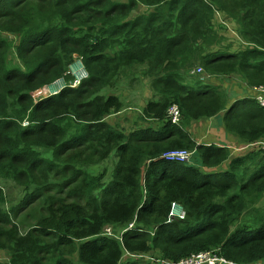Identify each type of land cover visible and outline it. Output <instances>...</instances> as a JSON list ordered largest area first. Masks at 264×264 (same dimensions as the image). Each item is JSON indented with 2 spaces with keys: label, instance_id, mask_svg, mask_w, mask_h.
Listing matches in <instances>:
<instances>
[{
  "label": "trees",
  "instance_id": "obj_1",
  "mask_svg": "<svg viewBox=\"0 0 264 264\" xmlns=\"http://www.w3.org/2000/svg\"><path fill=\"white\" fill-rule=\"evenodd\" d=\"M75 59L88 78L72 89ZM199 70L220 84L189 82ZM138 74L154 95L125 132L107 118L125 110L119 80ZM233 78L264 87V0H0V264L178 263L206 251L264 262V151L200 144L188 131L219 117L236 147L264 142L255 96L221 91ZM59 81L62 92L36 102ZM174 106L179 124L168 119ZM153 123L159 131L142 128ZM179 150L202 166L164 158ZM113 151L107 184L106 171L88 168ZM222 168L211 182L205 170ZM37 202L44 215L23 233L16 216ZM173 203L184 220L169 222ZM112 227L120 241L104 235Z\"/></svg>",
  "mask_w": 264,
  "mask_h": 264
},
{
  "label": "rangeland",
  "instance_id": "obj_2",
  "mask_svg": "<svg viewBox=\"0 0 264 264\" xmlns=\"http://www.w3.org/2000/svg\"><path fill=\"white\" fill-rule=\"evenodd\" d=\"M145 9H141V13H143ZM222 16L216 20V23L219 24H225V28L223 29L222 34L227 35L230 38H235L236 33H235V25H233L231 22H226L222 21ZM7 38L10 40L12 39L11 36H7ZM82 61L79 59H75L73 64L69 68V72L71 73V76L76 80L75 85L79 86L80 82L84 79L87 78L86 76V71H84ZM131 73L127 74L130 75ZM140 74L134 77H129L128 79H123L119 80L120 85L118 84L117 90L114 92L118 94L124 104H125V110L122 111L121 113L117 115H113L110 118H107V122H109L113 126H117L121 129H123L125 132H130L133 131V129L136 126V123L139 121V117L141 115V112L143 108H145L148 100L152 98L154 95V92L152 91L151 88V83L147 82ZM186 77H192L189 82H193V78L198 77L202 82L204 83H210L214 85H219V81L214 77V78H208L201 71H197L196 73H191V74H186ZM131 79V80H130ZM239 81L237 78L229 79L226 81V83L221 84V91L228 92V90L234 88L237 86ZM64 81H59L57 84V87H48L45 91L44 94H50V95H55L57 93L61 92V89L63 87ZM54 85V84H53ZM52 85V86H53ZM242 88L235 89L233 91H236L238 94L241 95V97H245L248 94V89L245 88L243 85H241ZM240 87V85H238ZM55 90V91H52ZM113 92V91H112ZM254 93H250L255 95L256 91L253 90ZM248 97V96H247ZM210 121L211 120H203V121H198L192 123V125L188 128V131L192 134V137L197 141V142H207V140L210 138L209 135H211L212 132H216V128H213L212 130L209 129L210 126ZM196 125H199V129L196 127ZM150 126V125H149ZM155 126L156 125H151ZM144 127H148L147 125H144ZM219 132V131H218ZM235 145H232L231 149H233L234 152H239L238 149L235 148ZM242 147V146H238ZM240 155L241 153H237ZM53 155L52 153L49 154V157L51 158ZM118 162L116 151H113L110 155V157L95 166H91L88 168V172L90 175L95 176L98 175L104 171L107 172V176L105 179V182L108 184L114 179V174H115V166ZM188 166L191 167H200L202 166V163L198 161V159L194 158V155H192L189 159V161L186 163ZM226 169H208V173L215 175L211 178V182H216L219 180V177L216 175L218 172L225 171ZM7 190L8 188L5 187ZM13 189L12 195L10 194L9 202L11 203L12 206L17 207L21 209L20 205V199L22 198L21 196V191H19L17 188H10ZM7 193L9 194V189L7 190ZM12 199V201H10ZM34 204L32 206L33 209H29L28 211L24 213H19L16 216V222L20 225L21 227V232H26L28 231L29 228H32L35 224L36 218H39L40 216L44 215L42 213V207L41 204ZM19 205V206H18ZM263 207H264V201H263ZM36 206V207H35ZM7 207H10L7 205ZM110 233H119V230H114L113 227L109 230ZM124 231V230H122ZM6 252H3L0 250V261L6 259ZM142 260L145 261V263H149L153 258L156 259L155 256H142ZM74 260L76 261L77 258L74 257ZM126 260V259H125ZM144 263V264H145Z\"/></svg>",
  "mask_w": 264,
  "mask_h": 264
},
{
  "label": "built area",
  "instance_id": "obj_3",
  "mask_svg": "<svg viewBox=\"0 0 264 264\" xmlns=\"http://www.w3.org/2000/svg\"><path fill=\"white\" fill-rule=\"evenodd\" d=\"M83 69H84V66H83ZM86 76H87V73H86ZM75 82H76V80L74 79V82L72 84H70V85L67 84V85L69 87L75 88L76 87ZM57 84H58V82L55 83L53 86H50V87H52V88L57 87ZM67 85L64 82L61 91L64 90V88H66ZM44 91H43V93L41 92L42 95H40L38 97L39 100H37L36 102H39V101L47 98L48 96H52L50 94H44ZM52 91H55V90H52ZM255 91H256V95H255L256 100L258 101L259 105L264 108V87H261L259 89H255ZM168 119L171 120L173 124H179L181 122V111L179 110V108L177 106H174L170 109ZM258 146L264 151V142H262V143H254V144L247 145V146L243 147L242 149H239V152L247 150V149L253 150L254 148H256ZM191 156H192V153H189V152L183 151V150H179V151H171L170 153L165 155L164 158L167 161H176V162H180V163H187ZM170 216H171V218H170L169 222H172L173 220H175V218H179L182 220L185 218V212L179 204L173 203L171 206ZM133 226H134V224H131L129 226V228L132 229ZM110 229L111 228H107L105 232L111 234L109 231ZM163 263L167 264L166 262H163ZM168 264H175V263H168ZM177 264H234V263L229 262L225 258L218 256L213 252H202V253L194 254L189 258L183 259Z\"/></svg>",
  "mask_w": 264,
  "mask_h": 264
},
{
  "label": "crops",
  "instance_id": "obj_4",
  "mask_svg": "<svg viewBox=\"0 0 264 264\" xmlns=\"http://www.w3.org/2000/svg\"><path fill=\"white\" fill-rule=\"evenodd\" d=\"M238 88H239L238 86L234 87V89H238ZM250 93H252V92L248 91V94L252 95ZM255 95H256V93H255ZM144 125H147L149 128H153V130H155V131H159L160 130V126H161L158 123L142 124V126H143L142 128L143 129L147 128V127H144ZM151 125H156V127L155 126H151ZM196 127L198 129L200 128L199 125H196ZM213 128H216V132H212L211 135H209L210 138L206 142L207 145H209L210 143H215V144H217L220 147H231L232 145L236 146L238 144V142L234 143L233 140L231 139V137L229 135H227V133L225 132V129L223 127L222 120L219 117L211 119L209 129L212 130ZM198 143H200V142H198ZM235 148L238 149V150L242 149L243 145H242V147H235Z\"/></svg>",
  "mask_w": 264,
  "mask_h": 264
},
{
  "label": "clouds",
  "instance_id": "obj_5",
  "mask_svg": "<svg viewBox=\"0 0 264 264\" xmlns=\"http://www.w3.org/2000/svg\"><path fill=\"white\" fill-rule=\"evenodd\" d=\"M80 60V59H79ZM83 64V63H82ZM87 78H88V75H87ZM86 78V79H87ZM81 83V82H80ZM80 85V84H79ZM52 86V85H51ZM79 86H76L75 88H78ZM70 88H72V87H70ZM75 88H72V89H75ZM63 91V90H62ZM61 91V92H62ZM58 94V93H57ZM56 95V94H55ZM53 96V95H52ZM37 100H39V99H37ZM206 172H208V170H205ZM178 204V203H177ZM180 205V204H179ZM181 206V205H180ZM182 207V206H181ZM183 208V207H182ZM183 210H184V212H185V209L183 208ZM171 213V212H170ZM185 217H186V212H185ZM169 218H171V216L169 217ZM179 218H175V220H178ZM185 219V218H184ZM184 219H182V220H184ZM179 220H181V219H179ZM174 221V220H173ZM129 230V226H128V228L127 229H125L123 232H126V231H128ZM124 234H126V233H111V234H109V233H105L104 235H107L108 237H114V238H117L119 241L122 239V237H123V235ZM206 252H213V253H215L216 255H218V256H220L219 255V253H218V251H206ZM202 253V252H201ZM129 256H132V255H130L129 253H125V255H124V258H126V257H129ZM136 257H138V256H136ZM222 257V256H221ZM143 258V257H142ZM224 258V257H223ZM226 259V258H225ZM227 260V259H226ZM152 261H154V262H157V263H161V264H164L163 262H166L167 264L168 263H175V262H168V261H165V260H160V259H152ZM180 262V261H179ZM178 262V263H179ZM175 264H177V263H175ZM235 264V263H234ZM256 264H264V262H259V263H256Z\"/></svg>",
  "mask_w": 264,
  "mask_h": 264
}]
</instances>
